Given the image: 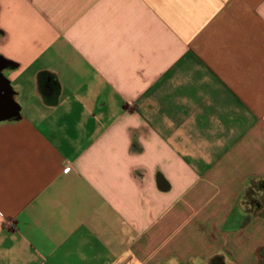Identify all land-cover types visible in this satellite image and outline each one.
<instances>
[{"label":"crops","instance_id":"obj_1","mask_svg":"<svg viewBox=\"0 0 264 264\" xmlns=\"http://www.w3.org/2000/svg\"><path fill=\"white\" fill-rule=\"evenodd\" d=\"M0 264H260L264 0H0Z\"/></svg>","mask_w":264,"mask_h":264},{"label":"flooded vegetation","instance_id":"obj_2","mask_svg":"<svg viewBox=\"0 0 264 264\" xmlns=\"http://www.w3.org/2000/svg\"><path fill=\"white\" fill-rule=\"evenodd\" d=\"M2 64V61L0 59V65ZM7 88L6 83L4 82V80L0 77V90H5ZM9 102L7 101V99L4 97V95H0V111H4L7 108H9Z\"/></svg>","mask_w":264,"mask_h":264},{"label":"trees","instance_id":"obj_3","mask_svg":"<svg viewBox=\"0 0 264 264\" xmlns=\"http://www.w3.org/2000/svg\"><path fill=\"white\" fill-rule=\"evenodd\" d=\"M258 255L260 257V264H264V249H259Z\"/></svg>","mask_w":264,"mask_h":264}]
</instances>
